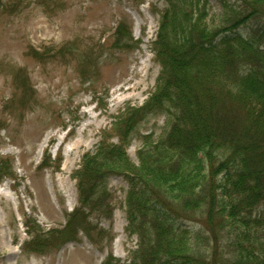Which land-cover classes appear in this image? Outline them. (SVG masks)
Instances as JSON below:
<instances>
[{
  "label": "trees",
  "instance_id": "obj_1",
  "mask_svg": "<svg viewBox=\"0 0 264 264\" xmlns=\"http://www.w3.org/2000/svg\"><path fill=\"white\" fill-rule=\"evenodd\" d=\"M231 1L235 6L220 0L216 26L206 0H169L159 12L154 90L141 106L126 105L114 117L112 134L103 133L95 151L83 155L71 174L78 206L65 225L45 231L25 221L30 239L24 253L58 249L80 232L91 239V214L111 217L106 180L121 176L130 185L126 228L138 238L128 264H264V31L239 35L252 20L264 26V0ZM135 42L118 23L112 48L129 50ZM30 52L39 62L48 53ZM57 53L69 55L72 48ZM80 61L85 68L88 61ZM13 80L22 95L18 102L28 104L27 75L18 71ZM158 115L165 119L162 132L143 135L135 164L127 155L131 137ZM61 161L46 152L38 169L57 171ZM12 175L11 161L0 159V183ZM187 222L200 229L178 226ZM119 262L110 254L102 264Z\"/></svg>",
  "mask_w": 264,
  "mask_h": 264
},
{
  "label": "rangeland",
  "instance_id": "obj_2",
  "mask_svg": "<svg viewBox=\"0 0 264 264\" xmlns=\"http://www.w3.org/2000/svg\"><path fill=\"white\" fill-rule=\"evenodd\" d=\"M206 1L216 26L223 13L220 0ZM169 7V0H0V159H9L13 168L12 177L0 183V264H101L110 254L128 264L138 238L126 228L130 185L121 176L106 180L111 217L91 214V239L80 232L58 249L26 254L30 237L24 223L60 228L78 206L71 174L82 156L95 151L103 133L112 134L113 118L126 105L141 106L155 88L160 67L152 43L159 12ZM120 22L136 41L132 49L112 48ZM256 30L261 33L264 26L252 20L239 35L250 37ZM62 47L72 48V54H58ZM32 50L48 52L45 61L30 56ZM80 60L92 66L82 68ZM86 68L89 74L82 76ZM18 71L27 75L32 91L23 106L13 80ZM164 122V116L151 117L135 131L127 149L133 163L143 135L159 137ZM46 152L61 157L59 170L37 169ZM185 225L194 233L200 229L198 223L178 224ZM204 236L211 241V234ZM234 250L226 248L225 254Z\"/></svg>",
  "mask_w": 264,
  "mask_h": 264
},
{
  "label": "bare ground",
  "instance_id": "obj_3",
  "mask_svg": "<svg viewBox=\"0 0 264 264\" xmlns=\"http://www.w3.org/2000/svg\"><path fill=\"white\" fill-rule=\"evenodd\" d=\"M0 190H1V188H0Z\"/></svg>",
  "mask_w": 264,
  "mask_h": 264
}]
</instances>
